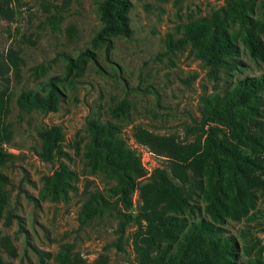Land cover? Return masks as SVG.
<instances>
[{"label": "rangeland", "instance_id": "374dc122", "mask_svg": "<svg viewBox=\"0 0 264 264\" xmlns=\"http://www.w3.org/2000/svg\"><path fill=\"white\" fill-rule=\"evenodd\" d=\"M0 1L6 10L0 13V56L12 49L18 57V75L10 68L3 74L7 83L0 80V90L5 86L8 93L9 130L8 141L1 146L11 154L0 161V174L7 182L3 185L4 206L10 219L7 226L0 221V235L7 234L14 245L13 263L57 264L54 256L66 244L79 257V264H94L100 255L105 256L106 264H135L132 238L136 224L132 220L122 234L116 231L117 220L105 213L85 224L77 220L86 193H105L113 183L83 164L84 119L98 113L117 126L125 145L139 160L152 169L163 166L160 156L143 155L149 149L134 141L133 129L139 126L156 134L193 139L200 133L201 98L222 93L238 79L264 75V60L250 57L237 40L235 65L213 77L209 67L194 57L189 44L179 50L167 49L168 35L178 37L176 26L220 14L225 0H130L131 35L113 37L109 47L91 41L101 26V0ZM260 11L255 9L256 18ZM261 38L264 44V33ZM83 52L93 54L86 59L83 73L74 68L67 73L69 60ZM51 78H58L54 83L62 94L58 110L20 114L15 102L20 89L43 92ZM262 100L260 118H264V94ZM119 102H127L129 108L114 117L109 110ZM51 124L61 126V149L67 154L61 161L77 176V189L65 200L52 201L39 194L43 176L52 173L57 161L42 162L35 155L36 132ZM148 176L144 174L138 181ZM136 209L134 190L126 212L135 214ZM179 216L184 223L208 219L200 192ZM222 228L223 234L235 238L240 261L256 255L264 258V197L256 199L246 216L226 218ZM245 246L251 248L248 256L243 252Z\"/></svg>", "mask_w": 264, "mask_h": 264}, {"label": "trees", "instance_id": "16d2710c", "mask_svg": "<svg viewBox=\"0 0 264 264\" xmlns=\"http://www.w3.org/2000/svg\"><path fill=\"white\" fill-rule=\"evenodd\" d=\"M130 0H101L98 4L101 26L92 38L95 46H110L113 37H129L128 12ZM255 9H261L254 16ZM0 1V13L4 14ZM178 37H167V49L179 50L185 44L192 47L194 57L210 69L213 77L220 70L235 65L237 40L248 55L264 60V0H225L220 14H211L175 27ZM91 53L78 55L67 63V73L75 69L83 73L84 63ZM5 60L7 62H5ZM18 57L12 49L0 56V80L7 83L10 68L18 75ZM51 78L43 92L20 89L16 106L20 114L56 112L61 91ZM264 75L244 77L229 84L222 93L213 92L201 98L200 133L183 140L174 135L156 134L135 127L132 138L138 144L160 156L165 164L156 166L148 178L136 153L125 145L117 126L98 113L84 119L86 141L83 144V164L90 172H100L113 181L105 193H86L78 210L80 224L102 213L117 220L116 231L123 233L132 220L136 230L132 238L135 264H264V258L240 261L235 238L223 234L226 218L238 220L253 209L256 199L264 197V118L259 110L263 103ZM129 104L119 102L109 110L117 117ZM8 93L0 90V161L11 157L2 144L8 141ZM35 155L42 162L57 161L51 174L43 176L39 194L49 200L67 199L76 191L77 176L61 158L63 130L58 124L44 125L36 132ZM6 178L0 174V221L7 226L9 213L4 206ZM136 190L135 214L126 212L131 206V194ZM201 193L203 210L208 216L184 223L179 216L192 196ZM264 231V228L261 229ZM251 248L244 247L246 256ZM16 252L10 237L0 235V264H14ZM57 264H79V257L69 245L62 244L54 256ZM94 264H106L98 256Z\"/></svg>", "mask_w": 264, "mask_h": 264}, {"label": "built area", "instance_id": "2783aa9c", "mask_svg": "<svg viewBox=\"0 0 264 264\" xmlns=\"http://www.w3.org/2000/svg\"><path fill=\"white\" fill-rule=\"evenodd\" d=\"M143 155L144 156H147V157H149V156L151 157V156H153V153L151 151H149V150L144 149ZM147 160H148V158H147ZM140 164L144 168L145 174L149 175L150 172L152 171L151 170L152 168L150 167V165L149 164H145V162L143 161V159H140Z\"/></svg>", "mask_w": 264, "mask_h": 264}]
</instances>
